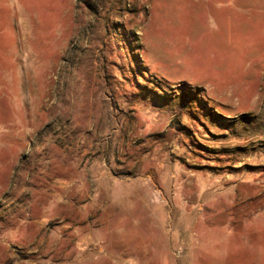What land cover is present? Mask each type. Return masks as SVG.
Instances as JSON below:
<instances>
[{
  "label": "rangeland",
  "instance_id": "374dc122",
  "mask_svg": "<svg viewBox=\"0 0 264 264\" xmlns=\"http://www.w3.org/2000/svg\"><path fill=\"white\" fill-rule=\"evenodd\" d=\"M0 264H264V0H0Z\"/></svg>",
  "mask_w": 264,
  "mask_h": 264
},
{
  "label": "crops",
  "instance_id": "0c3cea01",
  "mask_svg": "<svg viewBox=\"0 0 264 264\" xmlns=\"http://www.w3.org/2000/svg\"><path fill=\"white\" fill-rule=\"evenodd\" d=\"M92 177H94V176H92ZM95 178H98V180L101 178L100 177V174L98 175H96V177ZM104 181H106V182H108L109 181V176L107 175H104ZM111 178V177H110ZM108 179V180H107ZM98 182V185H99V187L98 188H96L97 190H98V192H96V200H100V198H101V196H102V194H104V193H106L107 192V186L105 187V186H102V184L99 182V181H97ZM100 183V184H99ZM104 184V183H103ZM116 190V191H115ZM118 190V191H117ZM113 191H115V193H116V195L118 196L117 197V199H119L120 198V200H124V196L123 197H121V195H123V194H125V193H122V191H123V189L121 188V190H119V189H115V188H113ZM98 198V199H97ZM96 202V201H95ZM159 205H162L161 203L159 204ZM172 210L177 214V212H178V209L176 208V207H173L172 208Z\"/></svg>",
  "mask_w": 264,
  "mask_h": 264
}]
</instances>
